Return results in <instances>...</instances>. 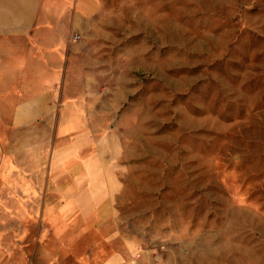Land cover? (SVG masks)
<instances>
[{
    "label": "rangeland",
    "instance_id": "obj_1",
    "mask_svg": "<svg viewBox=\"0 0 264 264\" xmlns=\"http://www.w3.org/2000/svg\"><path fill=\"white\" fill-rule=\"evenodd\" d=\"M64 5L33 54L89 109L43 165L0 109V264H264V0Z\"/></svg>",
    "mask_w": 264,
    "mask_h": 264
},
{
    "label": "crops",
    "instance_id": "obj_2",
    "mask_svg": "<svg viewBox=\"0 0 264 264\" xmlns=\"http://www.w3.org/2000/svg\"><path fill=\"white\" fill-rule=\"evenodd\" d=\"M65 2L67 0H0V109H11L12 139H33L39 134L40 142L36 144L41 146L36 156L40 158L36 161L39 165L44 164L47 155L42 146L46 147L48 135L43 131L48 128L49 120L53 122L52 109H89L77 99L64 101L63 91L56 86L58 78L49 71L55 63H50L45 55L33 54L55 48L59 43L53 37L60 39V35L74 29L76 19L82 17L80 12L66 9ZM7 67L8 72L4 73ZM77 122L75 118L66 122L60 114L56 117L59 132ZM59 159V155L49 156L48 165L51 161L61 163ZM85 166V174L91 176L89 167L92 165L88 161Z\"/></svg>",
    "mask_w": 264,
    "mask_h": 264
}]
</instances>
